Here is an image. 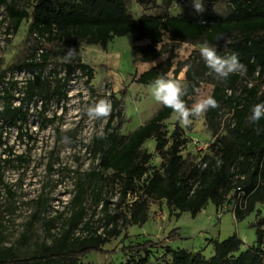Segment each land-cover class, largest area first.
<instances>
[{
  "label": "trees",
  "instance_id": "1",
  "mask_svg": "<svg viewBox=\"0 0 264 264\" xmlns=\"http://www.w3.org/2000/svg\"><path fill=\"white\" fill-rule=\"evenodd\" d=\"M12 1L0 0V8L5 11L0 25L7 23V34H15L21 22L30 18L27 35L36 41L27 60L17 63L13 69L36 73L25 80L20 98L13 95L18 82L5 81V73H0V162H9V156L13 155L3 138V128L17 127L18 139L26 136L17 122H26L31 103L37 99L42 102L40 127L44 129L56 119L55 116L51 119L43 116L50 97H55L57 102L67 100V85L75 71L79 70L86 78L84 83L93 92L89 85L93 71L80 60L63 63L62 77H57L54 69L55 85L51 91L45 89L49 80L44 73L51 53L45 50L44 43H83L105 49L114 38L130 35L132 66L153 63L166 56L164 61L136 77V84L150 86L158 76L176 79L185 68L188 95L183 99L186 105L190 108L194 104L196 91L202 83H207L212 85L210 96L218 101L219 107L204 114L205 124L214 138L208 146L209 153L201 156L197 163L187 164L180 156L185 140L178 126L174 127L167 146L163 122L171 116V109L160 105L146 123L122 136L117 129L123 123L120 106L124 97L117 100L111 95L112 112L104 131L93 136L89 143V153L97 161L99 169V172L92 171L90 177L105 180L102 174L111 172L108 180L111 188L117 191V207L111 212L108 202H104L102 228L100 231L92 229L89 220H84V198L89 185L79 178L76 193L69 201L73 213L58 236L49 245H36L32 255L21 258L14 254L13 247L0 248V264H81V257L91 253L104 254L102 247L117 238L121 228L145 224L148 200L151 199L164 201L167 210L176 212L178 216L189 213L191 217L200 213L208 203L217 211L231 202L234 222L242 221L255 212V241L240 251L242 242L236 234L221 242L211 239L208 243L213 248V255L206 259L199 252L164 246L166 240L174 238L173 232L159 242H130L124 250L136 255L142 253L143 256H131L127 264H264V217L257 208L264 205V119L257 124L248 120L252 107L264 103V93L259 94L264 83V0H206L210 5L224 3L227 7L224 16L213 13L208 6L197 16L143 14L137 19L128 11L126 0H31L30 15L12 6ZM165 1L169 8L172 0ZM135 2L141 9H147L154 0ZM164 35L168 36L167 42L162 40ZM142 41L146 43L140 44ZM204 43L215 46L221 57L237 53L247 68L246 74H234L225 81H219L197 51H193L186 60L178 61L172 69V60L177 57L175 51L185 44L201 46ZM15 99L19 100L18 106L13 104ZM222 112L229 116V142L216 138ZM150 139L155 142L154 150L161 157L162 164L161 172L155 170L147 175L151 154L142 146ZM4 154L7 158L2 159ZM15 159L25 162L24 155L15 156ZM92 189L94 194L97 193L98 204L102 201L101 194H98L97 186ZM241 195L243 197L239 201ZM128 198H131L130 203H127ZM79 225L83 231L91 232L76 236ZM157 247H164L162 257H169V261L161 263L155 260L153 263L149 260V250Z\"/></svg>",
  "mask_w": 264,
  "mask_h": 264
},
{
  "label": "rangeland",
  "instance_id": "2",
  "mask_svg": "<svg viewBox=\"0 0 264 264\" xmlns=\"http://www.w3.org/2000/svg\"><path fill=\"white\" fill-rule=\"evenodd\" d=\"M203 3L204 9L210 6V10L217 15L227 14V7L222 2L210 5L211 3L203 0ZM11 5L26 11L28 15L31 13V0H13ZM126 5L136 19L143 14L200 15L194 11L191 0H172L169 8L166 7L165 0H154L152 6L147 9H141L135 0H126ZM4 15V8L1 7L0 19ZM29 22L30 18L23 20L15 34H7V23L0 25V73H5V81L18 82L13 90L15 98L22 96L25 80L36 73L13 69L17 63L27 60L36 45L35 39L27 35ZM163 41L166 42L167 38L165 37ZM132 45L130 35L114 38L105 49L83 43H44L45 50L51 53L49 66L44 73L49 82L44 88L51 91L55 85L52 75L54 69L58 73L57 77H62L63 63H75L80 60L93 71V79L89 84L93 92L88 90L84 83L86 78L77 70L67 85V100L57 102L55 97H50L46 105L43 116L47 119L55 116L56 119L52 124L41 129L42 102L37 99L35 103L29 105L26 122H17V126H22L26 136L18 139L17 127L3 128V138L13 155L9 156V162H0V248L13 247L14 254L21 258L32 255L38 244L49 245L73 213L69 201L76 193V182L79 178L89 185L84 198L86 209L84 220H89L92 229L97 228L100 231L102 228L104 202H108L111 212L117 207V191L111 188L108 180L111 172L102 174L105 180H94L90 177L92 171L99 172V169L96 167L97 161L89 153V143L93 136L103 133L107 119L92 120L85 114V109L86 106H91L100 99L111 102V95L117 100L123 96V103L120 106L123 123L117 129V133L122 136L130 134L139 125L146 123L158 109L160 104L152 97L150 87L134 82L136 69L131 64ZM68 48L75 49L74 58L65 57ZM199 48L200 45L185 44L180 50L175 51L177 57L172 60V69L178 61L186 60L193 51L199 52ZM165 58L166 56L160 57L155 64L164 61ZM184 71L185 68L176 80L186 84ZM168 76L171 77V74ZM211 90L212 85L202 83L196 91L194 104L191 107L210 96ZM263 93L264 83L260 87L259 94L263 95ZM13 104L18 106L19 100L15 99ZM220 116V127L216 138H223L225 142H229L231 140L229 116L226 112H222ZM192 119L193 123L188 128H181L173 113L163 122L167 146L170 144L174 127L181 128V136L185 143L181 147L180 156L187 164L197 163L201 156L208 154V146L214 140L205 124L204 115ZM65 136L68 138L67 142L64 140ZM154 146L155 142L151 139L142 146L143 150L151 154L147 175L155 170L161 172L162 159L155 152ZM19 155L25 156V162L20 163L15 159V156ZM1 158H7V154L2 155ZM94 185L100 191L98 194H101L102 201L98 204H96L97 193L94 194L92 189ZM130 202L131 198H128L127 203ZM232 205L233 203L229 202L215 211L214 206L208 203L200 213L191 217L189 213L178 216L176 212L168 211L164 201L148 200V219L145 224L121 228L120 235L102 247L104 254L91 253L81 257L79 263L127 264L131 256L135 258L143 256L142 253L136 255L124 250L130 242H159L173 232L174 238L166 240L164 246L185 249L193 253L199 252L205 258L209 257L211 250L206 242L211 240L210 238H216L217 235L222 241L236 234L242 242L240 251H244L255 241V212L242 221L234 222L230 213ZM257 208L264 217V205ZM262 229L264 230V227ZM90 232L83 231L82 225H79L75 235L85 236ZM163 248L150 249L149 260L153 263L155 260L161 263L169 261V257H162Z\"/></svg>",
  "mask_w": 264,
  "mask_h": 264
},
{
  "label": "clouds",
  "instance_id": "3",
  "mask_svg": "<svg viewBox=\"0 0 264 264\" xmlns=\"http://www.w3.org/2000/svg\"><path fill=\"white\" fill-rule=\"evenodd\" d=\"M191 4L197 14H202L205 11L203 0H191ZM217 39L219 40L221 37ZM199 53L206 66L219 81H225L234 74H246L247 68L240 62L237 53L221 57L217 54L216 47L208 43L200 46ZM74 56L75 49L68 48L65 57L71 59ZM150 90L152 97L157 103L171 109L175 120L181 128L190 127L193 123L192 118L201 117L209 109L219 107V103L214 97L207 96L189 108L183 99L188 95V86L176 79L165 78L164 76H158L150 85ZM111 112V102L105 99H100L91 106H86L85 109V114L92 120H106L111 115ZM261 119H264V103H257L252 107L248 120L252 124H257ZM64 140L67 142L68 138L65 136Z\"/></svg>",
  "mask_w": 264,
  "mask_h": 264
},
{
  "label": "crops",
  "instance_id": "4",
  "mask_svg": "<svg viewBox=\"0 0 264 264\" xmlns=\"http://www.w3.org/2000/svg\"><path fill=\"white\" fill-rule=\"evenodd\" d=\"M167 38V41H168V36L167 35H164L163 36V38H162V40L164 39V38ZM166 41V42H167ZM164 42V41H163ZM146 43V41L144 42V43H140V44H145ZM157 64V63H156ZM155 62H153V63H146V64H137L136 66H134V69H136L135 70V72H136V77H138L140 74H142V73H144V72H146V71H148L149 69H151L152 67H154L155 65ZM143 86H145V85H143ZM148 87H150V86H148ZM150 89V88H149ZM160 107V106H159ZM158 107V108H159ZM142 125V124H141ZM141 125H139V126H141ZM138 126V127H139ZM216 211V210H215ZM230 213H231V211H230ZM231 216H232V213H231ZM220 217H222V215L220 216ZM232 219H233V216H232ZM231 233V232H230ZM210 239H212V240H217V241H219V242H221L220 240V238H219V235H217V237L216 238H210ZM225 240V239H224ZM223 241V240H222ZM206 244L208 245L207 247H209L211 250H210V252H209V257H207L206 259H209L212 255H213V248H212V246L210 245V243H208V242H206ZM253 245V244H252ZM251 245V246H252ZM180 249V248H179ZM189 252H191V251H189ZM197 253V252H196ZM202 255V254H201ZM205 258V257H204Z\"/></svg>",
  "mask_w": 264,
  "mask_h": 264
},
{
  "label": "built area",
  "instance_id": "5",
  "mask_svg": "<svg viewBox=\"0 0 264 264\" xmlns=\"http://www.w3.org/2000/svg\"><path fill=\"white\" fill-rule=\"evenodd\" d=\"M242 197H243V196L241 195L240 198H239V201H241Z\"/></svg>",
  "mask_w": 264,
  "mask_h": 264
}]
</instances>
